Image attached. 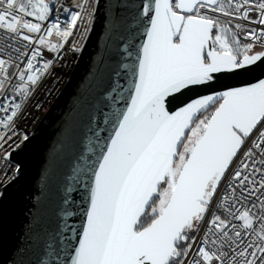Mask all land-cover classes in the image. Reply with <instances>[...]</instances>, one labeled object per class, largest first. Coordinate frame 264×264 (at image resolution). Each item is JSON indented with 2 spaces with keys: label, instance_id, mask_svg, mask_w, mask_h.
Segmentation results:
<instances>
[{
  "label": "snow or ice",
  "instance_id": "obj_1",
  "mask_svg": "<svg viewBox=\"0 0 264 264\" xmlns=\"http://www.w3.org/2000/svg\"><path fill=\"white\" fill-rule=\"evenodd\" d=\"M98 3L77 0L74 6L79 11L64 7L68 14L64 26L57 18L37 43L58 52L78 22L85 16L91 18ZM233 7L236 13L246 9L236 16L244 20L249 19L248 9L258 10L260 20L252 22L264 24V0L255 4L250 0H149L144 5L142 15L148 17L150 27L134 67V95L125 111L116 114L114 134L92 173L86 221L70 264H264V198L257 197L258 208L255 202L251 208L225 207L227 196L219 197L214 205L218 189L229 175L233 177L228 182L230 188L234 182L237 186L257 183L239 169L230 172L234 161L241 158L242 168L247 169L243 158H251L253 149L264 157V80L212 91L218 81L257 62L264 63V51L253 52L257 39L264 46V33L257 37L251 30V36L245 37L250 42L241 45L231 28L201 13L206 9L233 16ZM50 12L46 0H0V30L7 33L8 40L32 42L24 30L40 33L41 24L26 17L45 21ZM213 29L217 34L213 35ZM14 51L19 53V49ZM40 55L33 51L26 67L18 72L21 83L16 91L22 99L0 120L5 130L51 67V61L36 67L34 61ZM11 66L10 60L0 58V91L10 80ZM176 102L182 106L170 112L167 105ZM8 107L0 106V111L7 112ZM5 136L6 132H0V141H5ZM27 139L25 135L23 140ZM8 156L10 153L3 158ZM260 163L264 164V159ZM258 183L259 187L249 188V193L260 192L264 197V177ZM232 196L233 206L243 203L235 199V188ZM213 206L224 207L228 219L211 214L209 231L215 230L217 236L211 243L217 247L210 250L197 245L196 236L191 234L199 233ZM149 216L150 222L145 223L142 217ZM49 237L37 264H63L59 256L63 242L56 234ZM201 244H208L207 233ZM194 245L198 249L195 253Z\"/></svg>",
  "mask_w": 264,
  "mask_h": 264
},
{
  "label": "water",
  "instance_id": "obj_2",
  "mask_svg": "<svg viewBox=\"0 0 264 264\" xmlns=\"http://www.w3.org/2000/svg\"><path fill=\"white\" fill-rule=\"evenodd\" d=\"M148 2L99 0L92 32L67 85L32 136L11 155L19 171L1 191L0 264H37L50 233L63 242L61 262L70 264L86 221L92 173L114 134L116 114L134 95V67L150 27L142 15ZM260 80L264 63L257 62L218 81L212 91ZM179 106L167 108L174 112Z\"/></svg>",
  "mask_w": 264,
  "mask_h": 264
},
{
  "label": "built area",
  "instance_id": "obj_3",
  "mask_svg": "<svg viewBox=\"0 0 264 264\" xmlns=\"http://www.w3.org/2000/svg\"><path fill=\"white\" fill-rule=\"evenodd\" d=\"M46 2L49 4L51 10L47 20L37 21L33 17H26V19H28L30 22L41 24L40 33H27L26 30H24V34L29 35L32 42L24 41L18 38L14 40H8L7 33L3 30H0V58L10 60L12 65L8 69L10 80L5 83L4 90L0 91V106L9 105L7 112L0 111V120H2L4 116L11 114V105L13 103L21 102L22 97L18 95L16 91L18 85L21 83L19 81L18 72L26 67L27 60L31 58L33 51H39L41 53V55L37 57V60L34 61L37 68H41L45 62H52L49 70L42 75L40 82L35 87L31 96L25 102L22 112L14 118L12 126L7 130L0 127V132H6L5 141H0V143L3 144V147H0V192L18 176L19 166L11 160V155L25 143L23 140L25 135L28 136V139L32 136L38 124L55 100L59 97L64 86L70 79L77 61L82 54L92 32L94 17L98 6V4H95V10L91 18L85 16L82 23L78 22L77 27L74 30L73 35L69 38L68 43L64 44L63 48H61L58 52H52L49 51L47 47L40 46L37 43L38 37L43 35L47 26L50 23L55 22L57 18L62 22L61 27L64 26L63 21H65L68 17V14L64 11V7H67L72 11H79L80 9L74 6L77 0H46ZM239 2L240 0H234V3ZM258 2H260V0H250V4H255ZM92 4L93 0H89V5ZM230 10L235 13V15L224 16L222 13L210 12L206 9H201V13L213 17L221 21L227 27L231 28L233 33L238 34L241 45L250 42V39H245V37L251 36V30L254 29L256 31L257 37H259L261 33H264V24L252 22L253 20H260L258 10L248 9L249 19L247 20L236 18L237 15L242 14V12L246 9H241L239 13L235 12L234 7ZM89 19L91 20L90 23ZM236 25H240L241 29H237ZM215 34H217L216 29L214 31V35ZM52 39L55 42V36H53ZM229 40H231L230 34ZM6 45H11V47H7ZM14 49H19V53L14 51ZM262 49H264V46H262L261 41L257 39L254 42L253 51ZM20 53H27V56L20 55ZM17 65L19 67H17ZM58 84H60L62 87L61 90L58 88ZM51 87L57 88V93L55 95L50 94ZM8 137H11V139H8ZM17 145H19V147H17ZM249 146L250 145H246V147ZM6 153H10V156L3 158ZM240 159L241 158H238L236 161H234L230 172H234L235 170L239 169L242 171V175H248L249 180L256 181L257 183L248 184L245 182V186H237L238 182H234L230 188L228 187V182L232 181L233 177L229 175L226 181L222 182L220 189H218V196L214 199V205L215 203L219 202V197L227 196L228 204L225 205V207H232L233 210H235V208H251L253 202L257 204V208L259 207V200L257 197H264H261L260 192L249 193V188H258V182L261 181L262 177H264V164L260 163L264 157H261L258 150L253 149V156L251 158H243V163L248 164L247 169L242 168ZM233 188H235V199L243 201L242 204L236 203L234 206L232 205V201L234 199L232 196ZM252 211L256 212L257 209L253 208ZM212 213L220 216L222 219H228V216L224 211V207L216 208L213 206L210 209V213L206 215L205 221L201 225L199 233H196L195 236L197 245L207 247L210 250H214L215 247H217L211 243L212 240L217 239L215 230L209 231L211 228L209 221L212 218ZM232 223L239 224L240 222L233 220ZM256 227H259V222L256 223ZM206 233L208 244L202 245L201 240L205 237ZM231 234L232 233H230V235ZM248 239L249 237L246 236L245 243H247ZM197 251L198 249L196 245H194L193 253ZM191 258L192 256L190 255L189 259Z\"/></svg>",
  "mask_w": 264,
  "mask_h": 264
},
{
  "label": "bare ground",
  "instance_id": "obj_4",
  "mask_svg": "<svg viewBox=\"0 0 264 264\" xmlns=\"http://www.w3.org/2000/svg\"><path fill=\"white\" fill-rule=\"evenodd\" d=\"M58 81H59V79H58ZM68 81H69V80H68ZM67 83H68V82H67ZM60 84H61V82H60ZM60 84H58V88L61 90L62 87L60 86ZM66 85H67V84H66ZM66 85H65V86H66ZM65 86H64V88H65ZM64 88H63V90H64ZM56 91H57V88H55V87H51V88H50V94H51V95H52V94L55 95V94L57 93Z\"/></svg>",
  "mask_w": 264,
  "mask_h": 264
},
{
  "label": "trees",
  "instance_id": "obj_5",
  "mask_svg": "<svg viewBox=\"0 0 264 264\" xmlns=\"http://www.w3.org/2000/svg\"><path fill=\"white\" fill-rule=\"evenodd\" d=\"M211 110H212V109H211ZM142 219L144 220L145 223L150 222V216H149L147 219L142 217ZM191 235H194V236H195L196 233H193V234H191Z\"/></svg>",
  "mask_w": 264,
  "mask_h": 264
},
{
  "label": "rangeland",
  "instance_id": "obj_6",
  "mask_svg": "<svg viewBox=\"0 0 264 264\" xmlns=\"http://www.w3.org/2000/svg\"><path fill=\"white\" fill-rule=\"evenodd\" d=\"M209 112H211V110H210ZM207 114H209V113H205V115H207ZM201 118H203V117H201ZM181 150H182V149H181Z\"/></svg>",
  "mask_w": 264,
  "mask_h": 264
}]
</instances>
